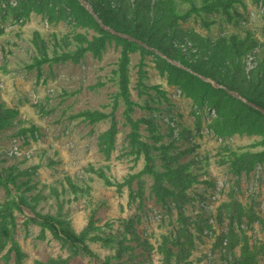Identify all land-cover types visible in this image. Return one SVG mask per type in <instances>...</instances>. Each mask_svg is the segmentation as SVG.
<instances>
[{
  "label": "rangeland",
  "instance_id": "rangeland-1",
  "mask_svg": "<svg viewBox=\"0 0 264 264\" xmlns=\"http://www.w3.org/2000/svg\"><path fill=\"white\" fill-rule=\"evenodd\" d=\"M163 1L175 45L243 43L244 73L264 67V0ZM111 34L91 47L105 34L72 0H0V264H228L248 247L264 264V119Z\"/></svg>",
  "mask_w": 264,
  "mask_h": 264
},
{
  "label": "trees",
  "instance_id": "trees-1",
  "mask_svg": "<svg viewBox=\"0 0 264 264\" xmlns=\"http://www.w3.org/2000/svg\"><path fill=\"white\" fill-rule=\"evenodd\" d=\"M75 6L81 11L85 12L89 18L95 23L98 30L105 35L96 39L91 43V47L101 48L105 45L106 36H113L109 31H105L100 23L92 16V14L84 7L79 0H72ZM90 8L96 13L99 19L110 28L128 33L143 42L145 50L158 49L162 54L169 59V65L175 69L184 71L177 64L190 68L197 74V79L206 84L210 89L224 94L229 99L238 102L246 110L253 112L262 119L264 114L254 109L241 99L235 97L231 92H237L243 98L250 102H255L264 107V67L259 66L258 70L244 73L243 56L245 49L243 43H234L228 45L224 39L211 41L210 39H199L192 37L197 41L195 48L185 44L184 48L175 45L174 42L180 39L176 35L174 26L175 21L166 20V2L163 0H85ZM164 22V25H160ZM170 32V33H167ZM182 38H186L185 35ZM128 44H136L137 42H130ZM160 41L163 45L160 47ZM127 51L123 54V69L122 80L126 83V63L128 61ZM214 69H212V68ZM200 76L210 79L211 82H206L200 79ZM215 83L220 87L216 89ZM259 157H264V152L258 154ZM148 159L150 157L148 156ZM0 177H2L6 185H11L10 178L6 176L5 172L0 170ZM16 205L18 209L23 212L33 222L45 225L57 238L63 242L78 247L81 251L91 258L95 263L98 261L93 251L86 245L83 236L78 235L73 230L65 227L63 223L55 217L48 214H41L37 212L21 197L16 198ZM225 234H219L217 237L216 246H222L225 240ZM229 252L237 245L238 238L234 234L228 237ZM179 248L178 259H184L188 256L185 244L179 239L173 241ZM168 256L171 257L169 251ZM255 254L252 253L248 247L245 249L243 256L240 258H233L228 264H250L254 261Z\"/></svg>",
  "mask_w": 264,
  "mask_h": 264
},
{
  "label": "water",
  "instance_id": "water-1",
  "mask_svg": "<svg viewBox=\"0 0 264 264\" xmlns=\"http://www.w3.org/2000/svg\"><path fill=\"white\" fill-rule=\"evenodd\" d=\"M81 2V4L86 7L89 12L92 14V16L96 19V21L98 23H100L101 27L106 30V31H109L111 33H113L114 35L116 36H119L121 38H124L126 40H129V41H133V42H137L141 45H144L142 41H140L139 39L135 38L134 36L128 34V33H122V32H119V31H116L112 28H110L109 26L105 25L100 19L99 17L96 15V13L90 8V6L88 5V3L85 1V0H79ZM215 87H220L217 83L214 84ZM235 97H237L238 99H241L242 101H244L245 103H247L248 105H250L251 107H253L254 109L260 111L261 113L264 114V107L258 105L257 103L255 102H250L248 100H246L245 98H243L240 94H238L237 92H231Z\"/></svg>",
  "mask_w": 264,
  "mask_h": 264
}]
</instances>
